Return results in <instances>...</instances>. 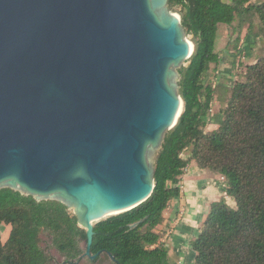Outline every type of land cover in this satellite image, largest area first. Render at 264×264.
Instances as JSON below:
<instances>
[{
  "label": "water",
  "instance_id": "water-1",
  "mask_svg": "<svg viewBox=\"0 0 264 264\" xmlns=\"http://www.w3.org/2000/svg\"><path fill=\"white\" fill-rule=\"evenodd\" d=\"M167 4L0 0V185L62 198L86 230L82 257L98 255L96 221L150 196L183 110L176 74L194 44Z\"/></svg>",
  "mask_w": 264,
  "mask_h": 264
},
{
  "label": "trees",
  "instance_id": "trees-1",
  "mask_svg": "<svg viewBox=\"0 0 264 264\" xmlns=\"http://www.w3.org/2000/svg\"><path fill=\"white\" fill-rule=\"evenodd\" d=\"M168 5L179 8L180 25L194 43L188 64L178 69L183 110L163 136L150 196L94 223L90 251L98 255L92 260L106 254L113 264H179L157 228L180 196L186 168L194 164L222 176L224 195L234 205L225 196L209 204L190 241L192 264H264V53L244 67L242 79L232 86L207 79L211 65L216 68L220 61V24L230 27L232 35L242 24L256 22V35L264 41V1L168 0ZM239 36L228 42L234 54L240 52ZM215 101L223 103L222 119L210 129L207 119ZM186 150L189 155L183 157ZM0 225L9 226L4 242L0 239V264H50L53 256L39 245L41 232L50 236L66 264L85 252L86 230L58 199L1 187Z\"/></svg>",
  "mask_w": 264,
  "mask_h": 264
},
{
  "label": "rangeland",
  "instance_id": "rangeland-1",
  "mask_svg": "<svg viewBox=\"0 0 264 264\" xmlns=\"http://www.w3.org/2000/svg\"><path fill=\"white\" fill-rule=\"evenodd\" d=\"M254 1L262 2L264 0H254ZM167 6L171 12H175L176 14L180 16L178 12L179 11L178 7L171 8L168 4ZM237 25H238V20H235L233 27ZM254 25L255 26L248 27V24L244 23L242 24L241 30L233 31L232 35H231L232 29L230 27L226 26L225 24L219 25V29L217 33V41H216V51L219 53L220 61L216 68L214 67L215 66L214 64L211 65V68L208 73V78H207L209 82L215 83V84L218 83V84L226 85V86H232L235 81L242 79V73L244 71V67L248 64L254 63V61H256V59L264 53V41L261 36L256 35V30H257L256 22ZM181 30H182L183 38H187L190 41H192L191 35L186 34L185 30L182 27H181ZM236 35H240L239 36L240 37V42H239L240 52H238V54L232 53L234 49L228 43L230 37L234 39ZM187 64L188 62L185 59H183L179 67L185 66ZM179 80H180V74L177 70V74H176L177 93H179L178 92ZM222 106H223V103H220L218 101L213 102L210 115L207 119L208 127L210 129L217 126L218 123L221 121L222 114L219 110ZM208 127L206 129H209ZM161 140L152 157V170L155 167V160H156L157 154L159 153L161 149ZM188 155H189V150H186L182 153L183 157H187ZM207 172L209 173V175H212L211 181L215 180L216 182H219L220 185L224 184V187H225V182L222 176H219V174L210 172L208 170ZM199 180H200V183L209 181L207 179L206 174L200 175ZM200 183L195 184L196 192L194 194L198 196L204 195L203 197H206L205 196L206 193L204 191L205 184L203 185ZM183 186H184L183 183H181V188ZM1 187H11L14 189H18L22 193H25V194L30 193L28 191H25L23 189H20L18 187L11 186V185H0V188ZM222 191H224V189ZM224 194H225V191H224ZM32 195L37 199H43V198L44 199H47V198L58 199L64 202L68 206L69 211L74 214V210L60 197L38 196L35 194H32ZM221 197L222 196L218 197V199H220ZM180 199L178 198L173 199V201L171 202L170 206L168 207V209L166 210L164 214L165 216L164 223L159 225L157 229L158 231L161 232L160 241L168 243L171 249V253L173 254L172 256L175 257L179 261V264H192L193 253L191 251L190 241L194 238L198 229L201 227L202 221L204 220V217L208 212L209 204L205 207V204L197 203L198 209H193L191 207L194 210V212L196 210L198 211L197 214L195 213L196 215H193L191 214V211L193 210L189 209L188 206L184 204V200H183V203L182 202L180 203ZM230 199H231L230 204L234 205L233 199L232 198ZM8 230H9V226L0 225L1 242H4L5 238L7 237ZM39 245L45 252L53 256V261L50 264H62V262L64 261V258L51 245L50 236L46 232L40 233ZM77 262H79L78 264H113L112 259L109 258V256L106 254H101L97 261L84 256V257H81Z\"/></svg>",
  "mask_w": 264,
  "mask_h": 264
},
{
  "label": "crops",
  "instance_id": "crops-1",
  "mask_svg": "<svg viewBox=\"0 0 264 264\" xmlns=\"http://www.w3.org/2000/svg\"><path fill=\"white\" fill-rule=\"evenodd\" d=\"M202 173L206 174L207 179L209 181H206L204 183L203 182L200 183L199 178H200V175H203ZM211 180H212V175H209L207 170L200 169L197 166H195L194 164L189 165L186 168L185 173L182 177V183L184 186L181 188L180 196L178 198V199L181 198L180 203L181 202L183 203V200H184V204L186 206H188L189 209L193 210V209H198L197 203H199V204L203 203V204H205V207H206L212 201H215L216 199L218 200V197L225 196L226 200L230 204L231 199L228 196L224 195V191H222L224 189V184L220 185L219 182H216L215 180H213V181H211ZM196 183H200L203 185L205 184L204 191L206 193L205 194L206 197H203L204 195L198 196V195L194 194L196 192V190H195L196 189L195 188ZM189 196H190V198H189ZM185 198H186V200H185ZM197 212H198L197 210L195 212L193 210V211H191V214L196 215Z\"/></svg>",
  "mask_w": 264,
  "mask_h": 264
}]
</instances>
